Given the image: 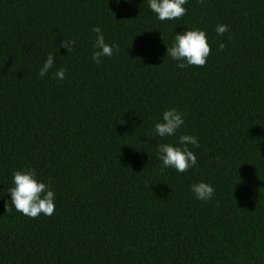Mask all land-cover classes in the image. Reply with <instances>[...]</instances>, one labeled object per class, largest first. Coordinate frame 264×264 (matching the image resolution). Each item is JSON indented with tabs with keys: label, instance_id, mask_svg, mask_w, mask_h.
I'll use <instances>...</instances> for the list:
<instances>
[{
	"label": "trees",
	"instance_id": "16d2710c",
	"mask_svg": "<svg viewBox=\"0 0 264 264\" xmlns=\"http://www.w3.org/2000/svg\"><path fill=\"white\" fill-rule=\"evenodd\" d=\"M185 7L162 22L146 0H0V264H264V0ZM94 26L119 45L101 65ZM186 29L208 35L203 67L167 57ZM49 53L66 79L40 77ZM173 107L200 144L183 174L158 158L178 136L150 138ZM28 168L55 192L52 216L12 205ZM200 181L212 200L195 199Z\"/></svg>",
	"mask_w": 264,
	"mask_h": 264
},
{
	"label": "clouds",
	"instance_id": "9594fccd",
	"mask_svg": "<svg viewBox=\"0 0 264 264\" xmlns=\"http://www.w3.org/2000/svg\"><path fill=\"white\" fill-rule=\"evenodd\" d=\"M115 2L120 4L121 0H115ZM124 2H131V0H124ZM146 2L156 18L163 22L185 16L188 11L185 5L189 3V0H146ZM215 31L218 36H223L229 31V27L226 24H218ZM91 32L95 34L93 44L95 51L91 59L97 65H101L103 58L112 57L119 50V45L106 42V37L99 26L92 27ZM75 43V40L70 44L63 42V47L71 53ZM219 47L223 50L225 44L221 43ZM210 54L208 35L200 29L176 31L171 47L167 46V57L170 56L176 61L179 69L190 66L203 67ZM66 71L65 68H56V56L49 53L39 70V75L45 77L51 72L54 79L62 81L67 78ZM185 116L186 114L179 109L169 108L163 111L161 120L154 125L155 137L150 138L159 137L164 140L178 136L176 143H158V158L162 162V170L170 168L183 174L198 166L197 155L189 148V145L199 148V140L195 135L181 132L185 126ZM12 176L14 186L9 189V193L12 205L17 212L30 218H37L41 214L52 216L55 213V192L50 184L38 178L35 169L16 170ZM190 190L195 199L200 201H210L215 195L214 187L205 181L192 184Z\"/></svg>",
	"mask_w": 264,
	"mask_h": 264
}]
</instances>
